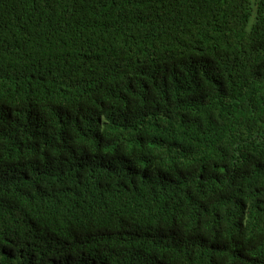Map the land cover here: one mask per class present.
<instances>
[{
  "label": "trees",
  "instance_id": "trees-1",
  "mask_svg": "<svg viewBox=\"0 0 264 264\" xmlns=\"http://www.w3.org/2000/svg\"><path fill=\"white\" fill-rule=\"evenodd\" d=\"M0 264H264V0H0Z\"/></svg>",
  "mask_w": 264,
  "mask_h": 264
}]
</instances>
